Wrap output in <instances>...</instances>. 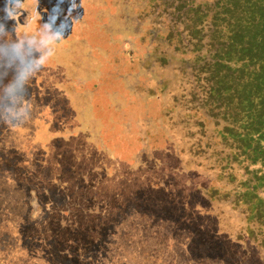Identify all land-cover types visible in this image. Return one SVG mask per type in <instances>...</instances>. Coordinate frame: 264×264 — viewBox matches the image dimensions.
I'll list each match as a JSON object with an SVG mask.
<instances>
[{"label": "rangeland", "instance_id": "374dc122", "mask_svg": "<svg viewBox=\"0 0 264 264\" xmlns=\"http://www.w3.org/2000/svg\"><path fill=\"white\" fill-rule=\"evenodd\" d=\"M97 2L99 7L94 9ZM160 4L164 11L162 0ZM114 5V0H0V214L26 216V210L13 207V198L24 201L28 190L32 191L33 216L42 211L64 213V257L50 256L64 264H259L250 251L243 257L228 244L227 235L236 221L224 219L220 211H229L231 204H207L200 191L190 192L187 200L186 211H196L192 217H180L182 188L174 189V195H162L141 188L142 184L133 187L137 182L117 179L111 173L109 185L118 197L113 199L110 193L97 201L92 197V185H102L92 175L102 173V164L75 136L78 122L64 97V64L74 87V80L92 81L88 73L92 79L105 80L96 87L91 83L82 87L80 93L89 91L84 95L97 109L92 112L95 106L90 108L85 102L80 109L81 124L87 131L93 124L92 113L112 114L111 121L98 122L111 128L107 145L118 151L119 162H127L133 152L128 132L134 133L138 123L125 92L118 93V86L110 80L115 74L132 73L130 68L143 52L148 35L134 33L136 19L115 16ZM127 7L134 16V8ZM78 10L85 20L81 21V15L75 23L73 12ZM126 38L128 51L124 53ZM160 38L165 40L159 49L161 57L171 47L174 62L185 57L177 49L176 32L171 35L166 30ZM108 48L113 50L110 57ZM162 63L155 65L156 75L163 74ZM171 71L176 72L175 68ZM169 112L165 105L159 108L155 117L150 116L153 124L165 129ZM188 157L186 153L184 158ZM12 166L25 173V178L20 177L23 182L6 178ZM179 217L188 230H182ZM176 225L181 227L179 235Z\"/></svg>", "mask_w": 264, "mask_h": 264}, {"label": "trees", "instance_id": "16d2710c", "mask_svg": "<svg viewBox=\"0 0 264 264\" xmlns=\"http://www.w3.org/2000/svg\"><path fill=\"white\" fill-rule=\"evenodd\" d=\"M149 1L159 6L161 0ZM163 3L161 16L165 28L178 31L179 48L188 66L183 72L179 114L183 116V108H190L192 100L191 117L201 129L195 142L213 158L212 166L217 167L214 183L203 182L197 188L212 194L211 200L242 206L237 220L239 223L244 220L247 230L262 235L264 249V197H261L264 192V0H163ZM85 102L91 108L89 100ZM136 103L144 106L138 111L140 117L141 113L144 115L143 108L153 110L155 106L147 98L142 102L136 99ZM110 115L92 113L93 126L87 128L90 131L88 138L85 137L88 142H95L98 135L104 134L100 129L104 123L98 119L108 122L113 119ZM157 131L143 138L148 141L154 136L157 142L169 138L165 129ZM145 151L147 155L139 151L130 155L135 166L155 161L150 149ZM168 156L171 155L166 153L162 163L159 162L158 174L164 175V171L180 174L177 164V168L166 164ZM18 167L12 166L6 178L23 182L20 177L25 178V173L18 171ZM4 188L10 190L6 185ZM31 192L28 190L24 201L13 198V207L21 212L26 210V216L0 214V264H64V260L50 258L56 254L64 257V213L42 211L40 216H33Z\"/></svg>", "mask_w": 264, "mask_h": 264}, {"label": "flooded vegetation", "instance_id": "af4514ba", "mask_svg": "<svg viewBox=\"0 0 264 264\" xmlns=\"http://www.w3.org/2000/svg\"><path fill=\"white\" fill-rule=\"evenodd\" d=\"M114 1L115 5L113 8L117 10L115 16L136 19V29L134 33L138 31L139 34L142 32L145 33V37L148 35L147 43L143 48V52L140 54L135 66L130 68L132 73L126 72L125 74H115L114 80L112 79L110 82L115 83L118 86V93L123 94L125 92L124 96L127 97L126 100L130 102V106L132 107L131 115L134 118L135 123H138L134 133L131 131L128 132L131 134L129 137V148L131 151L133 149L131 154L135 153V151H139V153H145V155H147L145 149H150L152 152L151 157H153L155 161L143 165H139L138 163L135 166L132 162V158L129 156L127 162H119V156L117 155L118 151L115 148H111L107 145L106 134H109L111 130V128L107 126L100 128L102 132L104 131V134L98 135L95 142L90 140L89 142L87 141L85 137L88 138L87 134L89 133L93 124L90 125V128L87 130V132L83 130V125L81 124L82 114L80 109L82 105H84L83 100L89 99L86 95H84V93L89 91L86 90L84 93H80V91L82 87L88 85L89 83L94 84L96 87L105 82V80L101 81L92 79L88 73L87 78L92 81L81 83V81L75 82L73 79L76 86L74 87L69 83L70 79L67 77V66L64 64V97L70 101L71 106L76 113L75 119L78 122L75 124V126L78 127L79 131L75 134V136H78V139L83 140L87 144V150L94 152L93 155L99 159V164H102L100 167L102 173L99 175H92L97 180V182L99 181L102 183V185L98 183L97 185H92V188H95V191H91L92 197L95 198V201H97L99 198L102 199L106 193L112 194L113 199L118 197L115 189H111L112 185H109L110 180L108 175L111 173L117 179L127 178L129 181L132 180V182H137V184H134L133 187L142 184L141 188L158 192L162 195H174V189L182 188L184 205L182 206L183 210L180 213V217L181 215L185 217L187 214L189 217H192L195 215L196 211L194 209L189 210L188 212L186 211V205L189 204L187 200L189 198L190 192L200 191L201 198L207 204L216 202L209 198L212 194L207 195L208 192H203L202 189L197 188V185H201L203 182L214 183V178L217 174V167L212 166L213 158L208 157V154L205 152L204 148L200 145H197L195 142L196 137L198 138L200 135L201 129L196 127L194 122L195 119L192 120L191 117L194 112L192 100L190 108H183V116L179 114V111L182 109L181 108L178 110L182 106L181 92L184 91L183 82L185 81V77H183L185 66H181V64H185L184 58H181L180 61L174 62V59H172L173 56L171 54L173 52L171 50L172 47L170 50L165 51V57H161L159 54V49L161 45H163L162 43L165 41L163 38H160V36L162 32L167 30L163 22V16H161V12H164L163 5L159 4V6H155L153 5V1L149 0ZM127 6L134 8V16ZM98 7L99 2L94 5V9H98ZM124 11L127 13L125 16L123 14ZM93 12L94 10L90 12L91 17H93ZM73 13L76 14V19L74 22L76 23V21H78L79 23L82 12L78 10V12ZM82 17L84 18L81 21L85 20V16L82 15ZM133 23L134 22H131V24ZM144 24H149V29H147ZM71 25L73 28H76L75 24ZM142 27H144L143 30H141ZM175 32L178 33L177 30H167V33L171 35L175 34ZM129 37H131V35H129ZM126 40L125 46L122 47L124 53L128 51L126 50L128 46V39L126 38ZM176 40L177 49L180 50L178 35ZM134 49L135 48H132L131 43V51ZM112 51L113 50L108 48V57L111 56ZM73 52L74 54H78L75 49ZM161 58H164V60H162L163 63L160 61ZM103 59L104 57L102 60ZM159 63H162L160 67L163 74L156 75L153 71L155 65ZM153 64L154 66H152ZM95 66L97 65L95 64ZM173 68L176 70L175 73L171 71ZM75 69L79 71L80 67L75 66ZM188 74L190 77H193L190 73ZM192 74L194 75V73ZM178 79H181L182 82L178 83ZM172 81H174L173 84ZM109 98L116 99L117 97L112 96ZM144 98H147L149 101H153L155 106H153V110L143 108L144 115L141 113L142 116L140 117L138 116V111L141 109L143 104L136 103V99L142 102ZM90 104L93 105L91 102ZM164 105L170 110L168 114V123L165 128L169 138L163 141V145H160L159 142L155 140L154 136H151L148 141L143 137L145 134H153L158 130V127L155 126L156 122L153 124L150 116L155 117L156 111ZM130 129V127H127V131ZM163 153L164 155L166 153L171 155L170 157H166V164H170L175 167V164H177L178 168H176L177 170L179 169L178 171H180V174L171 173L169 171H164V175H161V173L158 174V170L156 168L160 163H162V159L164 158ZM186 153H189L188 158H184ZM78 158L80 157H77V159ZM201 160H203V162ZM240 173H243L242 169ZM159 176L160 179H158ZM182 184L183 187L181 186ZM261 197H264V192L262 193ZM217 202L223 201L219 200ZM193 205L195 208L198 207L197 202H195ZM231 206L232 208L230 209L232 210L229 209V211L225 210L223 212L222 209V211H220L224 213V219L234 218L236 221L235 228L227 235L228 244L231 247L237 248L236 254L239 253L243 257H246L250 251L254 259L259 264H264V249L261 245L262 235L257 233L258 231L253 232L247 230L245 228L246 226L244 225V220L240 221L241 223H239L237 219L240 218L239 210L243 208L242 206L236 204ZM235 213L237 215V219L235 217ZM180 217L179 225L182 226V230H188V227H186L187 225L183 226L180 223ZM176 226L178 228L176 234L179 235L181 227L178 225ZM253 236H257V238H252ZM194 258H196V256Z\"/></svg>", "mask_w": 264, "mask_h": 264}]
</instances>
